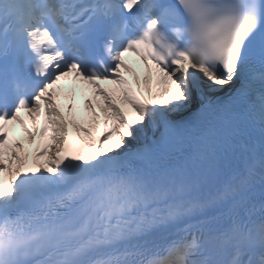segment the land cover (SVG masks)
<instances>
[{"label": "snow or ice", "instance_id": "snow-or-ice-1", "mask_svg": "<svg viewBox=\"0 0 264 264\" xmlns=\"http://www.w3.org/2000/svg\"><path fill=\"white\" fill-rule=\"evenodd\" d=\"M0 264H264V0H0Z\"/></svg>", "mask_w": 264, "mask_h": 264}, {"label": "bare ground", "instance_id": "bare-ground-1", "mask_svg": "<svg viewBox=\"0 0 264 264\" xmlns=\"http://www.w3.org/2000/svg\"><path fill=\"white\" fill-rule=\"evenodd\" d=\"M125 63H127L129 65V67L133 69L135 74L140 77V81H141V83L138 86L134 82L133 77H132V75L130 73H122V75H124V78L128 81V86L132 89V91L135 94H137V95L142 94L143 97L145 99H148L149 103H151L152 101H151V99L149 97V94L145 90L146 86L143 84V78H144V75H145V69H144L143 65L140 63L139 58L135 57V56H132L131 54H125ZM156 75L157 74L155 72V69L153 68L152 69V84L150 85V87H152V89H153V93H155V91H156V86H155ZM102 86H104L106 88H109V89L113 87V86H110V85H102ZM86 88H87V86L81 85L78 82L77 83H73L71 80L61 81L57 85V91H58V94L60 96L59 103L61 104V110L64 111V105L68 104L69 102H71V103H73L75 105L74 99L77 97V94L82 96V97H84V98H85L86 95H89L90 92H91L90 89H87L86 92L83 91ZM161 88H163V86H161ZM117 102L119 103V100H117ZM95 105H96V102L93 101V106L95 107ZM75 107H77V106L75 105ZM97 111H99V109H97ZM19 115H20L21 119H22V117L24 118L23 120L25 121V124L28 125V127L32 128L31 125L28 123L26 114L21 112ZM75 118L78 121L84 122V126H88V123L85 122L84 120L79 119L77 117H75ZM99 126H103V117H101V122H100ZM7 129L9 131V143H11L13 140H18L24 145V147L26 149H28L27 137L21 131L19 125L11 123V124H9L7 126ZM32 131H35V130L32 129ZM70 131H73L71 125H69V132ZM37 142H39V138L38 137H37Z\"/></svg>", "mask_w": 264, "mask_h": 264}]
</instances>
